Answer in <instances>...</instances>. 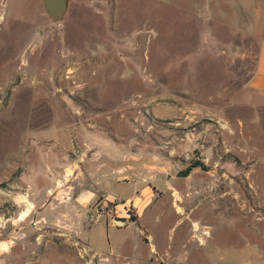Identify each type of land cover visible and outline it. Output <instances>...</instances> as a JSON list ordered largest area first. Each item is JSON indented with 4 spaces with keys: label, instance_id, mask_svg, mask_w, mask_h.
<instances>
[{
    "label": "rangeland",
    "instance_id": "obj_1",
    "mask_svg": "<svg viewBox=\"0 0 264 264\" xmlns=\"http://www.w3.org/2000/svg\"><path fill=\"white\" fill-rule=\"evenodd\" d=\"M263 38L264 0H69L56 22L41 0H0L2 264H264V96L248 85ZM104 112H126L125 123ZM169 112L194 116L174 129ZM90 121L173 164L185 192L158 203L176 200L196 225L162 220L175 236L164 259L143 230L145 261L90 249L98 197L80 230L65 212L80 187L58 169L73 166ZM117 233L112 244L132 247L130 229Z\"/></svg>",
    "mask_w": 264,
    "mask_h": 264
},
{
    "label": "crops",
    "instance_id": "obj_2",
    "mask_svg": "<svg viewBox=\"0 0 264 264\" xmlns=\"http://www.w3.org/2000/svg\"><path fill=\"white\" fill-rule=\"evenodd\" d=\"M255 63V71L251 75L248 85L257 94L264 96V38L260 41ZM153 113L156 117L163 118L161 115L164 112ZM169 114L171 117L168 119H174V129L187 128L190 123L185 124L186 120L194 116L189 112H169ZM103 115L102 117L105 119L113 118L117 123L123 125L127 113L104 112ZM103 122L105 125L109 123ZM89 123L91 125L89 129L93 133L84 137L79 150L80 154H76L78 151L76 149L68 150L69 148H66L63 150L64 154L71 156L76 154L77 156L73 157V166L71 162L65 161L63 167L61 166V169L58 170L64 173L62 174L65 182L72 179L80 187L75 194L73 204L65 212L71 214L73 220L78 218L77 221H72L75 223H73L74 226L80 230L86 223L83 222V219L88 220L86 212L89 204L95 198L98 197L103 204H108L112 198H118L121 200V204L114 202L111 208H105L95 218H90L92 222L84 232L85 238L89 242V248L98 254H104L107 252L104 248L106 246V248L113 249L112 253L118 257L116 259L130 262L145 261L144 247L138 242L137 232V230H143L150 246L148 251L152 253L154 251L156 257L164 259L161 252L175 244V236H171L167 230L171 228L170 223L162 224V220L169 217L171 221L180 223L183 229L187 228L186 223H189L190 226L193 224L194 227L196 225L192 219L186 218L187 212L184 208L179 210L182 207L176 200H174L175 206L158 203L161 201L160 198L166 195L175 198L182 196L185 192L177 187V175L170 173L173 164L168 158L163 160L159 151L144 154L130 152L128 148L132 146L134 137L120 132L110 134L103 129L104 125L97 121ZM185 133L186 139L192 142L195 137L193 129H186ZM174 150L176 151V149ZM68 175L70 178L67 177ZM191 175L189 174V176ZM122 200L125 202L122 203ZM129 205L133 207L134 216H130L128 212ZM115 218L123 219L124 225H115L113 223ZM126 229H130L135 236L131 240L132 247L130 248L125 247L126 239H117L120 237L117 232ZM161 230H166L165 235ZM103 236L106 237V244L104 239L102 240ZM114 236L117 237L112 244L110 238ZM164 236H166L165 241L161 239ZM187 243L188 240L180 242L181 245ZM4 247L7 246L2 245L0 248ZM185 255L181 256L182 260L186 258ZM0 264H2L1 258Z\"/></svg>",
    "mask_w": 264,
    "mask_h": 264
},
{
    "label": "water",
    "instance_id": "obj_3",
    "mask_svg": "<svg viewBox=\"0 0 264 264\" xmlns=\"http://www.w3.org/2000/svg\"><path fill=\"white\" fill-rule=\"evenodd\" d=\"M69 0H41L44 12L52 20L56 22L63 18L67 10ZM113 223L117 226L124 225V220L115 218Z\"/></svg>",
    "mask_w": 264,
    "mask_h": 264
},
{
    "label": "built area",
    "instance_id": "obj_4",
    "mask_svg": "<svg viewBox=\"0 0 264 264\" xmlns=\"http://www.w3.org/2000/svg\"><path fill=\"white\" fill-rule=\"evenodd\" d=\"M106 204H101V206H96L95 208H94V214H95V216H97V215H99L100 213H101V211L103 210V209H105L104 208V206H105Z\"/></svg>",
    "mask_w": 264,
    "mask_h": 264
},
{
    "label": "trees",
    "instance_id": "obj_5",
    "mask_svg": "<svg viewBox=\"0 0 264 264\" xmlns=\"http://www.w3.org/2000/svg\"><path fill=\"white\" fill-rule=\"evenodd\" d=\"M197 165H198V162H192L188 167H186V169L182 173L184 174L188 173L191 167H195Z\"/></svg>",
    "mask_w": 264,
    "mask_h": 264
}]
</instances>
